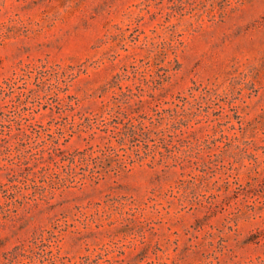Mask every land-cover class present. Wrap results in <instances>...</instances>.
<instances>
[{"label": "rangeland", "instance_id": "obj_1", "mask_svg": "<svg viewBox=\"0 0 264 264\" xmlns=\"http://www.w3.org/2000/svg\"><path fill=\"white\" fill-rule=\"evenodd\" d=\"M0 264H264V0H0Z\"/></svg>", "mask_w": 264, "mask_h": 264}, {"label": "trees", "instance_id": "obj_2", "mask_svg": "<svg viewBox=\"0 0 264 264\" xmlns=\"http://www.w3.org/2000/svg\"><path fill=\"white\" fill-rule=\"evenodd\" d=\"M125 118L127 119L126 123H128L126 126V129H125L126 134L131 135V136H135L138 133L137 124H135L131 121L133 119V117L125 114ZM140 130L142 131L143 134H147V131H145L144 128H140Z\"/></svg>", "mask_w": 264, "mask_h": 264}]
</instances>
